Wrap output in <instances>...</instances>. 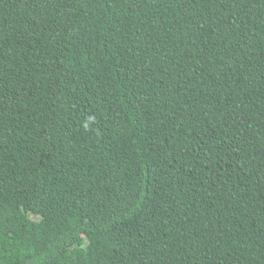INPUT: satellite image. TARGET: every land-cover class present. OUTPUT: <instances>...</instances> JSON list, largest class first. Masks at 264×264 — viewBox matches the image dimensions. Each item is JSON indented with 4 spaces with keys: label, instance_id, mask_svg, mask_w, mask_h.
Wrapping results in <instances>:
<instances>
[{
    "label": "trees",
    "instance_id": "trees-1",
    "mask_svg": "<svg viewBox=\"0 0 264 264\" xmlns=\"http://www.w3.org/2000/svg\"><path fill=\"white\" fill-rule=\"evenodd\" d=\"M0 264H264V0H0Z\"/></svg>",
    "mask_w": 264,
    "mask_h": 264
}]
</instances>
